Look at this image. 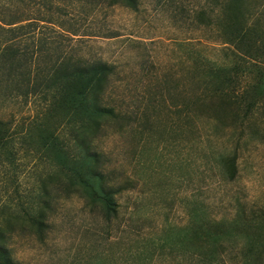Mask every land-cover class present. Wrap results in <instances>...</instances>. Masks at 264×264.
<instances>
[{"label": "rangeland", "instance_id": "1", "mask_svg": "<svg viewBox=\"0 0 264 264\" xmlns=\"http://www.w3.org/2000/svg\"><path fill=\"white\" fill-rule=\"evenodd\" d=\"M213 5L209 0H139L135 11L84 0L10 5L25 18L46 20L40 22L42 37L58 36L63 47L115 66L103 102L122 118L104 123L95 142L104 172L120 190L117 219L105 222L72 194L57 205L43 240L29 233L13 238L10 246L19 264H143L131 259L134 250L157 242L168 228L185 226L195 206L216 219L230 217L238 201L247 208L264 206L263 121L257 119L252 137L246 133L238 144L237 176L229 182L217 156L234 148L227 139L230 130L206 118L191 121V113L183 110L193 94V67L225 64L231 52L197 17ZM6 105L4 118L10 112L16 120L30 114ZM34 172L23 171L22 190L35 187ZM189 248L184 245L152 264H186Z\"/></svg>", "mask_w": 264, "mask_h": 264}, {"label": "trees", "instance_id": "2", "mask_svg": "<svg viewBox=\"0 0 264 264\" xmlns=\"http://www.w3.org/2000/svg\"><path fill=\"white\" fill-rule=\"evenodd\" d=\"M24 1L0 0V264H19L10 246L13 238L29 233L43 240L57 205L72 194L105 222L118 217L120 190L104 172L95 143L104 123L122 119L103 102L115 66L63 47L58 36L42 37L40 22L46 20L25 18L10 7ZM84 1L133 11L139 4ZM209 1L213 7L197 17L231 52L225 64L193 67V94L183 110L191 113V121L206 118L230 130L227 139L236 144L217 156V165L232 182L238 144L246 133L252 137L257 119L264 123V0ZM7 103L30 114L16 120L10 112L4 118ZM235 130L241 135L235 137ZM28 169L36 178L27 192L20 177ZM237 203L230 217L220 219L195 206L185 226L164 230L163 238L136 248L131 259L165 261L187 245L186 264H264V206Z\"/></svg>", "mask_w": 264, "mask_h": 264}]
</instances>
